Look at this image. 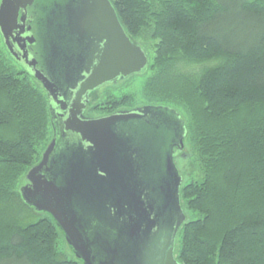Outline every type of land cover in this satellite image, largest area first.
Wrapping results in <instances>:
<instances>
[{"label":"trees","instance_id":"trees-1","mask_svg":"<svg viewBox=\"0 0 264 264\" xmlns=\"http://www.w3.org/2000/svg\"><path fill=\"white\" fill-rule=\"evenodd\" d=\"M110 1L149 62L124 82L137 94L106 99L168 105L186 124L192 168L176 258L264 264V0ZM49 108L46 89L0 32V264H83L54 219L19 191L53 138Z\"/></svg>","mask_w":264,"mask_h":264},{"label":"water","instance_id":"water-1","mask_svg":"<svg viewBox=\"0 0 264 264\" xmlns=\"http://www.w3.org/2000/svg\"><path fill=\"white\" fill-rule=\"evenodd\" d=\"M0 32L48 92L53 117L54 104L63 109L59 134L20 183L23 201L54 219L83 264H182L175 254L186 220L174 152L186 134L180 113L148 104L84 115L92 91L149 62L112 2L1 0Z\"/></svg>","mask_w":264,"mask_h":264},{"label":"flooded vegetation","instance_id":"flooded-vegetation-1","mask_svg":"<svg viewBox=\"0 0 264 264\" xmlns=\"http://www.w3.org/2000/svg\"><path fill=\"white\" fill-rule=\"evenodd\" d=\"M27 24L32 27V31L33 32L37 33V28L35 27V21L34 20H32V19L27 20ZM2 38H3V35H2ZM3 41H4V38H3ZM30 44H32V47H33V51H31L32 54L35 55V57H37V55H39L40 53H38V51L36 50L34 42L30 43ZM4 45H5V42H4ZM5 47H6V45H5ZM6 49H7V47H6ZM7 51L9 52L8 49H7ZM10 55H11V53H10ZM11 57L14 59V61L17 63V65L19 67L24 68L17 60H15V58L12 55H11ZM140 73L132 74L129 77H131L133 75H139ZM129 77H127V78H129ZM127 78H125L123 80H119V81H115V82H112V83L105 84V85L95 89L94 91H92L90 93V95H89L90 98H89V101H88V103L86 105V108L84 110V115L87 118L104 117V116H107V115H110V114L114 113L117 110L131 109V108H135V107H139V106H143V105H148V104L137 103L135 105H129L128 106L125 103V100L122 98L120 101L114 102V103H118L117 105L113 106V107L117 106V108H115V109L109 108L112 105H114V103H111V102L108 101V99H106L109 96V92L112 91V93H113L114 90L116 89L115 90L116 93L117 92L118 93H125L126 88H124L125 89L124 91H122V89H121L122 92L121 91L119 92V89L117 87H119L120 85L125 87V83L124 82L126 81ZM47 96H48V92H47ZM48 100H49V96H48ZM108 102H109V105H108ZM49 104H50V108H49L50 109V120H51V124H52V128H53V138H54L55 135L59 134V131H60L59 127L63 126V124H64V120H63V117H62L63 109L60 110L61 106L59 105V103L58 104H54L55 117H53L52 112H51V103H50V101H49ZM150 105H156V104H150ZM161 106H166V107L170 108V106H168V105H161ZM175 151L177 152V154L175 156V161H176L177 166L179 168L180 174L183 177V181H185V180H187V176H186L185 172L182 170L184 166L181 164V162H183V164L186 165L187 162H186L185 159L187 158V154H185V152L182 150V148L180 149V151H178V148L174 147V152ZM167 152L168 153L170 152L169 145H168V148H167Z\"/></svg>","mask_w":264,"mask_h":264},{"label":"rangeland","instance_id":"rangeland-1","mask_svg":"<svg viewBox=\"0 0 264 264\" xmlns=\"http://www.w3.org/2000/svg\"><path fill=\"white\" fill-rule=\"evenodd\" d=\"M135 83H137V82H135ZM119 85H120V84H119ZM123 85H124V84H123ZM117 86H118V85H117ZM117 88L119 89V92H120L121 89H122V91H124V90H125L124 88H126V87H123L122 85H120V86L117 87ZM115 90H116V89H115ZM115 90H114L113 93H115ZM125 92H128V93L131 92V93L137 94L132 88H128V89H126ZM117 93H118V92H117ZM115 94H116V93H115ZM117 95L120 96L121 94L118 93ZM137 101H138V100H137ZM137 103H139V101H138ZM181 164L184 166L182 170H183L185 173H188V172H189L188 170H189V169L191 170V168H192V165H191V164H189L188 167L186 166L187 164L185 165V164H183V162H181ZM185 166L187 167L188 170L185 169ZM64 249H66V251H67V248H66V247H65ZM67 252H68V251H67ZM8 264H15V263L10 262V263H8Z\"/></svg>","mask_w":264,"mask_h":264}]
</instances>
